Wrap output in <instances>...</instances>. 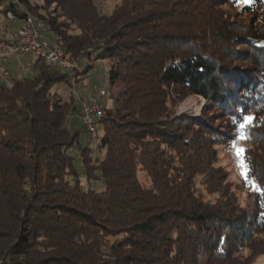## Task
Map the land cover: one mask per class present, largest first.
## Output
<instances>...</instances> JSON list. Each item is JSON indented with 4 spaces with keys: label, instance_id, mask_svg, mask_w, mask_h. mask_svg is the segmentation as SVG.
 Here are the masks:
<instances>
[{
    "label": "trees",
    "instance_id": "1",
    "mask_svg": "<svg viewBox=\"0 0 264 264\" xmlns=\"http://www.w3.org/2000/svg\"><path fill=\"white\" fill-rule=\"evenodd\" d=\"M4 7L21 21L35 14L77 68L36 56L30 74L0 82V264H253L264 255V197L241 178L248 200L239 204L215 165L217 147L236 137L233 118L254 115L245 149L264 187V0H120L108 14L93 0ZM92 59L108 63L109 83L93 156L69 123L77 99L56 89ZM188 95L205 100L200 115L176 111ZM72 147L87 181L104 188L81 185Z\"/></svg>",
    "mask_w": 264,
    "mask_h": 264
},
{
    "label": "rangeland",
    "instance_id": "2",
    "mask_svg": "<svg viewBox=\"0 0 264 264\" xmlns=\"http://www.w3.org/2000/svg\"><path fill=\"white\" fill-rule=\"evenodd\" d=\"M100 12L108 14L111 12L113 5L120 0H93ZM8 0H0V82L10 84L9 74L11 76H21L24 74H30L32 71L33 59L37 56L35 53H17L11 52L12 43L14 41V33L19 28V23L16 22L17 18L14 16V19H11L8 15L3 14L1 10ZM222 12L232 18L233 13L224 5L221 7ZM35 17V14L28 13ZM239 18V19H238ZM236 18L240 20L241 17ZM248 19V17H244ZM244 20V19H242ZM249 20V19H248ZM18 27V28H17ZM43 29V28H41ZM41 37L44 38L50 46L55 42L54 36L47 32L46 30L41 31ZM67 60V59H66ZM68 61V60H67ZM69 65H76L74 63H69ZM90 64V67L87 69L85 74L80 73L77 77H73L68 83H60L56 86V89L62 94L63 97H67L69 92H72L75 98L77 99V109L76 112L70 117L69 123L72 127L79 130L78 137V146L85 147L89 146L93 152V156L96 152V144L98 136L102 134L100 129H96L97 137H92L89 132H87L83 126L82 121L78 117L80 112L81 103L88 99L90 96H95L97 91L106 86L109 88L108 83V63L102 59H92L84 60L79 65L84 67ZM27 68L25 72L23 69ZM77 67H71V70ZM4 70H8L9 73H5ZM242 73V72H240ZM104 97L102 98V100ZM101 102V99L99 100ZM190 103V105H189ZM205 100L201 96L188 95L181 102H179L175 109L178 113H187L191 116H198L201 113V109ZM98 128V126H97ZM236 143L242 147H246L248 144L245 140H237ZM78 147H72L69 149V154L74 156L73 166L78 174L79 182L83 187L91 186L96 190H101L104 188L103 183L100 181H87L86 177L82 173V163L78 156ZM264 152V149H260V152ZM216 166H223L224 170L227 172V182L231 185V190H234L237 195V200L239 204L243 205L246 203L247 196L244 191L239 188V181L241 179L240 170L236 166V157L234 155V150L230 145H221L217 147V160L215 163ZM139 176L141 179H145V172H140ZM69 180L74 181L76 178L74 176H69ZM149 182L147 181L146 184ZM216 198V194L208 196V199ZM248 200V199H247ZM253 264H264V255L258 256Z\"/></svg>",
    "mask_w": 264,
    "mask_h": 264
},
{
    "label": "built area",
    "instance_id": "3",
    "mask_svg": "<svg viewBox=\"0 0 264 264\" xmlns=\"http://www.w3.org/2000/svg\"><path fill=\"white\" fill-rule=\"evenodd\" d=\"M6 15H11V19L14 18L10 11H7ZM42 30L43 29L38 28L35 23L26 16L22 17L21 25L14 33L15 43H13L11 52L31 53V50L47 51L48 61H44V63L55 65L66 71L71 70V67H77V65L62 64L60 49L50 46L48 42L41 37ZM102 110L101 102L96 101L94 96H90L81 103L80 119L87 132L93 133V122L96 121V118L99 117Z\"/></svg>",
    "mask_w": 264,
    "mask_h": 264
},
{
    "label": "snow or ice",
    "instance_id": "4",
    "mask_svg": "<svg viewBox=\"0 0 264 264\" xmlns=\"http://www.w3.org/2000/svg\"><path fill=\"white\" fill-rule=\"evenodd\" d=\"M243 3H251V0H242ZM256 117L251 114H245L240 118L234 117L233 123L236 126L237 134L235 139L231 142V147L234 150V155L236 157V166L240 170V176L245 181V184L259 196L264 197V187L251 176V166L248 163V158L246 156L247 149L238 145L237 140H247L250 138L248 134V128L254 125ZM264 215V214H262Z\"/></svg>",
    "mask_w": 264,
    "mask_h": 264
},
{
    "label": "bare ground",
    "instance_id": "5",
    "mask_svg": "<svg viewBox=\"0 0 264 264\" xmlns=\"http://www.w3.org/2000/svg\"><path fill=\"white\" fill-rule=\"evenodd\" d=\"M8 16L11 18V15H8ZM25 16H26L29 20L33 21V22L35 23V25H36L38 28H40V27L42 26L41 22H40L36 17H34V16H32V15H30V14H28V13H26ZM13 43H15V36H14V41H13ZM13 43H12V47H13ZM12 47H11V48H12ZM59 49H60V48H59ZM60 51H61V62H62V64H63V65H69V64H68V61L66 60V57H65V54H64L63 50L60 49ZM31 52L35 53L37 56H41V57L43 58L44 61H48V52H47V51L31 50ZM45 64H47V65H51V64H49V63H45ZM51 66H52V65H51ZM107 93H108V88H107L106 86H103V87H101V88L97 91V93H96V95L94 96V98H95L96 101H99L102 97L106 96ZM99 102H100V101H99ZM189 105H190V103H189ZM101 108H103V104H102V102H101ZM101 115H102V112L100 113L99 117L96 118V121L93 122V130H94V131H93V133H90L91 136H93V137L96 135L97 123H98V120H99V118L101 117Z\"/></svg>",
    "mask_w": 264,
    "mask_h": 264
},
{
    "label": "crops",
    "instance_id": "6",
    "mask_svg": "<svg viewBox=\"0 0 264 264\" xmlns=\"http://www.w3.org/2000/svg\"><path fill=\"white\" fill-rule=\"evenodd\" d=\"M16 22L19 23V26L21 25V20L17 19ZM18 28V27H17Z\"/></svg>",
    "mask_w": 264,
    "mask_h": 264
}]
</instances>
